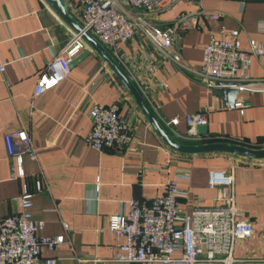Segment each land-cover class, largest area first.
Returning <instances> with one entry per match:
<instances>
[{"label":"crops","instance_id":"crops-1","mask_svg":"<svg viewBox=\"0 0 264 264\" xmlns=\"http://www.w3.org/2000/svg\"><path fill=\"white\" fill-rule=\"evenodd\" d=\"M217 10L223 12L218 18L201 13ZM69 13L80 22L77 13ZM180 13L185 15L183 21L178 20ZM154 20L175 25L174 45L191 67L198 66L203 45L210 35H218L221 25L238 28L242 45L248 38L264 43V0H180ZM73 31L46 0H0V61L4 62L0 72V216L16 209L23 179L9 174L2 134L24 128L36 157L23 155L22 168L29 183L35 176L42 183V189L31 195L32 217L43 221L41 235L63 237L52 250L43 246L35 264H49L47 259L52 260L50 264H129L113 260L123 238L107 228L112 213L124 210L129 197L150 199L160 193L176 169L188 172L187 179L178 181L183 195L177 205L184 211L210 205L218 190L207 186V171H227L231 163L235 165V204L242 219L251 224V234L233 246L232 264H264V157L170 148L87 43L82 48L87 54L69 67L64 79L33 94L38 72ZM119 49L133 81L147 92L148 104L157 106L158 120L195 111L205 114L206 131L198 140L185 137L183 120L170 128L160 122L173 138L183 143L264 146V90H238L234 102L240 106H224L220 97L162 55L139 30ZM249 74L264 78V55L251 58ZM114 100L133 129V140L122 150L97 151L84 140L90 127L87 111L92 102Z\"/></svg>","mask_w":264,"mask_h":264},{"label":"built area","instance_id":"built-area-1","mask_svg":"<svg viewBox=\"0 0 264 264\" xmlns=\"http://www.w3.org/2000/svg\"><path fill=\"white\" fill-rule=\"evenodd\" d=\"M180 0H62L68 12L77 13L82 30L91 33L125 70L136 89L156 116L157 106L148 104V94L139 82L133 81V73L119 46L139 30L143 36L180 68L191 73L207 89L216 85V80L233 81L237 90H264V78H252L249 74L251 58L264 55V43L248 38L240 43L239 29L221 25L218 35H210L202 47L197 67L186 65L174 45L175 25H159L154 17L161 10L171 7ZM196 2V0H185ZM211 18L222 16V11H201ZM185 15L180 13L178 20ZM264 26V23H262ZM86 42L80 31H73L63 48L52 55L38 72L33 94L56 85L69 71V60L77 54ZM4 62L0 61V72ZM165 87L166 83L162 82ZM240 106V102H234ZM117 100L109 103L92 102L87 115L90 127L84 136L85 142L97 151L106 148L122 150L133 140L132 127L118 112ZM158 119V118H157ZM167 127L183 120L187 126L185 137L195 140L204 133H198L196 126L206 122L202 111L171 115L159 118ZM176 135L182 136L175 132ZM8 170L11 177L23 178L16 196L15 210L0 216V264H35L40 249L52 250L62 242V235L47 237L40 234L43 221L32 217L31 195L42 189L40 176L29 183L22 168V157L35 159L36 149L26 129L18 128L2 134ZM227 171L209 169L206 175L208 187H218V194L207 206H195L189 211L177 205L183 195L178 181L187 179L188 172L176 169L162 185V191L150 199L129 197L124 210L112 213L107 219V228L117 238L114 261L118 263H161V264H232V250L235 242L251 234V224L242 219V212L236 206L233 190V169ZM39 173L37 172L36 175ZM40 175V174H39ZM66 228V225L63 224ZM178 252V255H174ZM51 263V259L46 260Z\"/></svg>","mask_w":264,"mask_h":264},{"label":"water","instance_id":"water-1","mask_svg":"<svg viewBox=\"0 0 264 264\" xmlns=\"http://www.w3.org/2000/svg\"><path fill=\"white\" fill-rule=\"evenodd\" d=\"M53 9L74 29V31H80L82 39L95 50L104 62L110 67V69L118 77L122 85L125 87L129 95L137 104L149 124L152 126L157 135L162 141L170 148L183 152V153H203L214 151H225L232 154L243 155L252 158L264 157V146L259 148H252L236 143L228 142H203V143H183L173 138L162 126L157 117L148 107L131 79L126 74L125 70L119 65L114 57L108 52V50L88 31L82 30L80 22H78L65 8L62 0H46ZM87 54V49H81L69 60V67L75 64L80 58ZM233 81L229 80H216V85L211 88L213 94L221 98L224 106H233L234 99L238 92L237 88L231 85ZM198 133H204L206 131V124L201 123L196 126Z\"/></svg>","mask_w":264,"mask_h":264},{"label":"rangeland","instance_id":"rangeland-1","mask_svg":"<svg viewBox=\"0 0 264 264\" xmlns=\"http://www.w3.org/2000/svg\"><path fill=\"white\" fill-rule=\"evenodd\" d=\"M216 189L218 190V187H216Z\"/></svg>","mask_w":264,"mask_h":264}]
</instances>
